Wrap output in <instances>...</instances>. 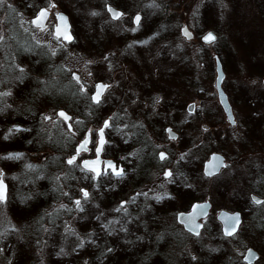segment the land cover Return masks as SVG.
<instances>
[{
	"label": "flooded vegetation",
	"instance_id": "1",
	"mask_svg": "<svg viewBox=\"0 0 264 264\" xmlns=\"http://www.w3.org/2000/svg\"><path fill=\"white\" fill-rule=\"evenodd\" d=\"M247 3L253 5L254 30L237 34L242 24L229 13L222 37L226 46L230 38L241 42L245 50L238 57L247 60L212 52L206 97L199 50L191 53L189 44L199 35L171 21L165 0L105 2L78 39L69 20L70 41L53 38L55 14L65 13L50 7L53 0H9L1 7L0 93H9L0 95V178L7 184L2 205L30 194L43 197V206L60 196L66 207L80 201L79 215H25L17 229L4 219V239L17 235L30 251L52 252L55 222L61 221L63 234H75L72 248L83 255V264H89V254L106 264L109 253L128 254V264H257L264 251V0ZM108 6L120 17L113 18ZM41 9H48L45 31L31 23ZM178 28L183 41L174 37ZM207 31L214 32V41L201 40ZM207 31L200 40L214 46L220 35ZM217 59L226 105L216 90ZM79 64L85 66L81 71ZM229 66L255 76L231 83ZM97 85L108 86L98 104L91 99ZM106 120L110 127L99 160L85 167V161L97 160L94 141ZM85 137L86 149L69 165ZM213 154L223 164L206 173ZM106 159L123 174L111 168L105 174ZM41 180H63V192L57 196L55 183ZM222 211L239 213L232 235L223 231ZM249 250L256 253L250 262Z\"/></svg>",
	"mask_w": 264,
	"mask_h": 264
},
{
	"label": "rangeland",
	"instance_id": "2",
	"mask_svg": "<svg viewBox=\"0 0 264 264\" xmlns=\"http://www.w3.org/2000/svg\"><path fill=\"white\" fill-rule=\"evenodd\" d=\"M55 2V11L61 10L64 11L65 14L67 13L69 19L73 23V33L75 34L76 39L78 37L84 36V30L89 27V24L95 21L96 16L98 17L103 13L102 7H104L103 3H110L111 0H53ZM124 1V0H123ZM157 1V0H151ZM134 2V1H133ZM177 2L178 7L174 8L173 3ZM206 2L207 11H203V4ZM167 11L170 12L173 16L171 21L174 23H185L190 30H196L198 35H202L205 31L212 29L219 34L218 41L215 43L214 46H206L204 43L201 42L200 37L198 36V40L194 43L189 44L192 46L191 53H195L199 50L198 53V69L201 71L199 73V82L206 88V94L204 93L203 96L206 97L208 94V90H210V83H209V75L207 72L212 68V63L214 62V58L212 52H217L219 55H223L227 57V51L229 52L230 56L235 54L236 58L238 56L243 55L245 48L242 46V43H236L235 39L230 38L228 45H224L222 41L223 32L228 29L227 27V16L229 13L233 16L234 23L236 20L240 19V25L242 24V28L235 27L236 33L240 35H244V33H251L254 30V26L252 25L254 22L250 20V15L252 14L253 5H249L247 0H165ZM9 4V0H5L3 6ZM125 5V4H124ZM3 6H0L3 7ZM247 11V13L245 12ZM92 13H96L93 15ZM82 14L87 16L85 19L82 18ZM213 16V17H212ZM212 17V19H211ZM239 25V26H240ZM85 27V28H84ZM177 34L174 35L179 38L181 41L184 40L180 34V30L178 28ZM244 31V32H243ZM2 30L0 31V34ZM238 37V36H237ZM185 43V41H184ZM213 47V49H212ZM228 48V50H227ZM73 54V51L71 50ZM73 59V58H72ZM238 59L247 60L244 56L238 57ZM75 63V59H74ZM247 64H249L247 62ZM80 65V64H79ZM87 65V62L84 64ZM85 66L80 65V71ZM227 79L231 81V83H235L238 79H241L243 82L245 80H251L253 76L249 73L240 74L238 71L232 66H229L227 71ZM212 84V81H211ZM200 101V97H198ZM206 101V99H204ZM10 204L6 201V204L2 205L0 202V232H1V217L4 216V210H10ZM5 211V212H6ZM13 211V210H12ZM16 220L20 219V215H14ZM13 222H16L15 220ZM13 222L11 223L10 220H7V226H12ZM21 222L15 224L16 229L20 228ZM10 233L13 234V231L10 230ZM1 234V233H0ZM2 235V234H1ZM17 235H8L6 239L10 238L9 241H6L2 235V240L0 239V253H7L9 248L7 246H11V240L17 239ZM246 241L254 242L255 237L247 236ZM15 244V243H14ZM26 244H23L24 246ZM18 244H16V254L22 252L21 260L23 263L21 264H48L47 263V255L52 253H43V252H35L30 251L26 248H18ZM19 249V250H18ZM257 264H264V251L260 259L258 260Z\"/></svg>",
	"mask_w": 264,
	"mask_h": 264
},
{
	"label": "trees",
	"instance_id": "3",
	"mask_svg": "<svg viewBox=\"0 0 264 264\" xmlns=\"http://www.w3.org/2000/svg\"><path fill=\"white\" fill-rule=\"evenodd\" d=\"M178 3L175 2L173 3V7L176 8L178 7L177 5ZM206 6V2L203 4V11L206 12L207 11V7L204 8ZM87 16H84L82 14V18L85 19ZM44 184H48L49 186L52 185V182L55 183V188L57 190H55V192L57 193V191L59 192H63V180L61 181H48V180H41ZM57 196L58 193H57ZM59 198V197H58ZM55 199L56 201L52 204H49L47 206H43L42 205V200L43 197H39L38 196V200H36L35 195L34 194H30L26 197L23 196V198H21L19 200L18 203L14 204V205H10V210L6 211L4 210V213H8L7 215L13 217V220H15L17 223H22V221L24 220V216L25 215H34V214H42V213H50V214H54V215H63V214H76L79 215L80 214V210L79 207L77 205H70L67 204V207L65 206L64 202H63V197L60 196V200ZM34 202H38L37 204H33ZM13 210V211H12ZM14 215H20L21 218L16 220V218L14 217ZM4 219H11L7 216H2L1 220L3 221ZM16 222H13V224L15 225ZM61 222V221H60ZM60 222H55V226H54V231L52 233V236L54 238V242L49 243V246L52 247V252H47V253H52L50 255H47V263L48 264H83L84 260H83V255L77 251H75L72 246L77 245L76 243V237L75 234H70V235H65L63 234L64 230L62 228V226H59L58 224ZM65 236H68L67 238H65ZM0 239L2 240V236L0 234ZM6 241H9V239H6ZM11 246H7L9 248V251H7V253H0V264H21L23 263L21 260V253L19 252V254H16V244H18V248H25L23 244H21L20 240L14 239L11 240ZM15 243V244H14ZM19 250V249H18ZM99 254H89L87 257L89 258V264H102L100 263L99 259H97V256ZM105 257H109L106 260H103L104 262H106V264H128L130 262H132V259L129 257L128 254L126 253H119L117 255H113V254H105Z\"/></svg>",
	"mask_w": 264,
	"mask_h": 264
},
{
	"label": "snow or ice",
	"instance_id": "4",
	"mask_svg": "<svg viewBox=\"0 0 264 264\" xmlns=\"http://www.w3.org/2000/svg\"><path fill=\"white\" fill-rule=\"evenodd\" d=\"M4 3H5V0H0V6H3ZM9 7L11 8L10 5H9ZM50 7H55V5H54V4H51ZM108 11L112 13L113 18H119L120 15H121V13L114 12L111 8H109ZM47 14H48V9H41V10L39 11V13L37 14L36 18H35L34 20H32L31 23H32L33 25H36L37 27H40L41 31H45V28H44L43 25H42V20H43V19H47ZM92 14H93V15H96V13H92ZM55 16H56V19L59 20V21H61L62 24H63V25L65 26V28H66V26H67V20H66V17H64V16H63L62 14H60V13H56ZM135 19H136V22L138 23L139 20H140V17L137 16ZM53 27H55V30H56V31H55V35H54L53 38L59 40V39L61 38V35H62V32H61V26L57 24V25H53ZM184 34H185L186 36H189V33L187 32V29L184 30ZM3 38H4L3 35L0 34V40H3ZM64 39L70 41V40H71V36H70V35H65V36H64ZM204 39H205L206 42H212V41L215 40V37H214L211 33H209L207 36L204 37ZM53 54H55V53H53ZM21 71H22V69H21ZM74 79H77V80H78L77 77H74ZM107 87H108L107 85H97V93H96L95 95H93L92 98H91V99L93 100V102H95V103H97V104L100 102V95L102 94V89H105V88H107ZM8 94H9V93H0V95H8ZM59 115H60L61 117H63L65 120L69 119V117H67L64 113H59ZM45 119H46V120H47V119H50V117H45ZM109 127H110L109 121L106 120V121H104L103 127H101V128L98 130V133H97V134H98V136H99V139H98V141H94V144H95V150H96V155H97V160H96V161H91V162H89V161H85V162H84L85 167H87L89 164H96V163L98 162V160H99V155H100L101 151L103 150V146H104V144L106 143V141L104 140V130H105L106 128H109ZM10 131H11V130H10ZM91 133H92V130L90 129V130H89V134H91ZM6 138H7V137H6ZM171 138L174 139L175 137H171ZM87 143H88V137H85V140L82 141L81 144H80V146L77 148V150H76V155L72 156V157L68 160V164H69V165L74 164V162L76 161V156L79 155V153H80V151H81L82 149H86V144H87ZM10 158H15V157H10ZM160 158H161L162 160H163V159H166L165 154H164V153H161V154H160ZM104 163H105V174H107V169H108V168H111L112 171H113V173H114L115 175H117V176L123 174V170H117L116 167L111 163V161H106V162H104ZM89 170H91V171H96L94 168H91V169H89ZM100 174H101L100 172H96V175H100ZM170 175H171V173H165V176H166V177H168V176H170ZM0 176H3V173H2V172H0ZM82 191H83V190H82ZM83 194H84L85 198H86L87 195H88L87 192H84ZM4 199H5V186H4V184H3V180L0 179V202H3ZM253 199H254V202H255V203H260L259 200H256L255 198H253ZM75 203H76L77 206L79 207V205H80V201L77 200ZM233 231H234V229H233ZM233 231H227V230H226V235H232V234H233Z\"/></svg>",
	"mask_w": 264,
	"mask_h": 264
},
{
	"label": "water",
	"instance_id": "5",
	"mask_svg": "<svg viewBox=\"0 0 264 264\" xmlns=\"http://www.w3.org/2000/svg\"><path fill=\"white\" fill-rule=\"evenodd\" d=\"M109 8H111L114 12H118L113 6H108L107 9H109ZM58 13L62 14L64 17H66V20H67V26L65 28V26L62 24V22L56 19V25L58 24V25L61 26V32H62V35L61 36L64 38L65 35H70L71 36V39H73V35H72V32H71V24H70V21H69L68 16L65 13H63V12H58ZM110 14L112 15L111 12H110ZM185 29H187V28L184 27L182 29V31L184 32ZM209 33H211L215 37L214 32L207 31V32H205L201 36V40L203 42L209 43V42H206L205 39H204V37L207 36ZM216 71H217L216 90L218 92V97H219L220 102L226 105L228 103V101H227L226 95H225V93H224V91L222 89V86H221V82H222V79L224 77V72L222 70L220 61L218 59L216 60ZM226 108H227V106H226ZM106 161H111V160L106 159L105 162ZM111 163H112V161H111ZM222 164H223L222 157L220 155H218V154H213L209 158V160L205 163V172L206 173L216 172V171L219 170V168L221 167ZM0 179H2V178H0ZM3 184L5 186V197H6V194H7V184H6V182L4 180H3ZM219 219L222 222V228H223V231H224L225 234H226V230L227 231H233V229H234V231H235L236 228H237V226H238L239 220H240L239 213H237V212H235V213H228L226 211H222L220 213ZM255 255H256V253L253 250H249L247 252L246 256H245V260H247V261L250 262V261L253 260V258L255 257Z\"/></svg>",
	"mask_w": 264,
	"mask_h": 264
}]
</instances>
